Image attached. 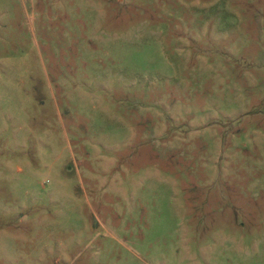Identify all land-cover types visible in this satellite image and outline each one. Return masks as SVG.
Returning a JSON list of instances; mask_svg holds the SVG:
<instances>
[{"label":"rangeland","instance_id":"1","mask_svg":"<svg viewBox=\"0 0 264 264\" xmlns=\"http://www.w3.org/2000/svg\"><path fill=\"white\" fill-rule=\"evenodd\" d=\"M0 264H264V0H0Z\"/></svg>","mask_w":264,"mask_h":264}]
</instances>
